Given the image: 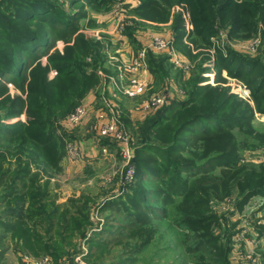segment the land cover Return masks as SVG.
Returning <instances> with one entry per match:
<instances>
[{"label": "rangeland", "instance_id": "obj_1", "mask_svg": "<svg viewBox=\"0 0 264 264\" xmlns=\"http://www.w3.org/2000/svg\"><path fill=\"white\" fill-rule=\"evenodd\" d=\"M9 1L17 3L18 0H5L2 3L1 11L6 14L9 7H14ZM47 1L56 5V13L79 17L76 21L79 26L77 33L69 41H58L53 50L62 55L71 54L72 49L77 48L78 39L84 37L90 40L93 45L85 67L96 68L99 81L73 106L76 108L95 95L96 99L91 102L86 117L78 124L67 122L68 115L75 108L66 116L73 108L66 101V111L61 108L59 110L58 106H48L47 127L55 131L59 143L51 147V157L42 156L37 162L29 161L30 176L40 184H45L51 193L50 199L61 210L71 208L72 201L85 203L90 222L85 226L84 235L72 236L65 231L70 225L61 220L62 217L55 218L56 228L49 232L51 218H47L39 220L37 229L27 234L26 228H22L20 224L13 227L6 224L10 218L6 217L5 208L16 205V202L13 201L10 206L6 204L3 194L7 188L0 186V264H23L25 256L39 259L47 255L53 257L54 264H66L78 253L85 254L86 260L93 247L88 240L91 236L104 227L118 232V223L113 219L127 221V218L117 209L119 205H116L114 211L103 207L106 201L117 199L126 191L124 184L130 183L125 182L126 174L131 164L136 169L137 147L143 140L141 128L163 106L150 113H144L139 108L148 99L164 93H168L169 103L173 98L185 100L189 95V82L195 77L201 78L198 80L200 85H210L214 89V95L205 102L206 106L210 105V100L215 104L217 92L221 91L223 97L235 95L236 101H242L246 109H249L250 119L228 130L237 149L238 159L235 165L244 167L247 171L264 167V113L257 107L252 88L246 79L234 75L231 68L220 63L223 58L236 53L249 59H258L264 65V0ZM150 2H153L152 6L144 7L145 3ZM71 16L66 18L72 21ZM204 27V32H200ZM157 35L173 42L179 63L167 58L166 75L155 76L151 70L150 58L158 60L170 56L166 51L150 50L147 53V66L154 80L147 90L135 97L120 92L111 95L108 91L110 86L116 91L112 79L119 76L121 69L126 74L130 73L127 79L133 77L135 73L128 66L132 65L152 37ZM251 45H255V48ZM41 65L48 69V80L53 82L56 70L50 67L47 56L42 58ZM104 79H107L106 88H103ZM9 93H17L28 99V95L21 93L13 84H10ZM104 93L108 100L117 105V115L125 126L127 140H120L115 135L102 136L100 133L98 115L99 108L105 106L102 99ZM29 116L31 115L26 107L20 116L3 115L0 121L11 125L19 122L25 127L31 121ZM208 124L213 125L201 122L202 126ZM151 139L155 143H163L154 135ZM211 139L209 138L210 143L213 141ZM198 140L197 145L192 144L187 148L186 157L189 156L188 150L202 152L210 147L205 144L204 138L200 137ZM20 144V141H4L0 144V150L5 147L13 149L16 145L21 146ZM72 144L77 148L75 152L79 153L77 158L72 156ZM28 147L33 148L34 144L31 143ZM126 148L131 149V159H128ZM56 150L57 163L51 164L47 159H56ZM18 157V154L10 155L9 160L12 162L5 165H11L16 170ZM22 159L26 160L25 156L22 155ZM224 168L226 165L218 166L212 172L220 174ZM31 177H27L26 183H30ZM122 196L124 200L121 201H125L126 196ZM244 197L239 186L235 185L229 194L210 199V208L219 218V225L214 228L213 233L220 237L223 244L231 234V250L228 251L230 264H264V235L258 230L264 225V193L250 196L241 206L239 203ZM27 198L21 204L24 208L30 203ZM179 201L181 197H176L175 202ZM176 213L171 214V218L153 222L152 228L156 230L154 238L149 244L141 242L145 244L143 250L132 254L134 258L131 261L128 259L130 249L125 247V243H120L110 245L108 251L101 258L95 259L93 264H201L196 260L199 259V254L186 250L187 242L183 241L184 234L194 236L195 233L181 224L182 218ZM126 231L128 230H123L125 234ZM129 240L134 246L138 243V239ZM103 250L101 248L100 251ZM132 250L135 251L134 248ZM52 253L59 255V259L55 260ZM86 262L89 263L87 260Z\"/></svg>", "mask_w": 264, "mask_h": 264}, {"label": "trees", "instance_id": "obj_2", "mask_svg": "<svg viewBox=\"0 0 264 264\" xmlns=\"http://www.w3.org/2000/svg\"><path fill=\"white\" fill-rule=\"evenodd\" d=\"M4 2L0 0V118L3 115L20 116L26 107L31 115V121L25 127L19 122L11 125L0 121V144L4 141L21 142V146L13 147L14 151L8 147L0 150V186L7 188L3 200L9 206L16 202V205L5 208V215L10 218L6 224L10 227L20 224L29 234L37 229L39 220L51 218L48 229L52 232L56 228L55 220L62 217L61 220L70 225L65 231L72 236L84 235L85 226L90 222L86 214L87 205L72 201L71 208L61 210L50 199L51 193L45 184L30 176L29 161L37 162L42 156L51 157V147L59 143L55 131L47 127L48 106H58L59 110L66 111L65 101L73 107L98 83L96 68L85 67L93 44L82 37L77 40V48H73L71 54L55 52L53 48L58 41H69L77 33L78 16L64 13L63 18L56 13V5L47 0L9 1L14 7H9L6 14L1 11ZM151 3H145L144 7L152 6ZM67 16H71L72 21ZM204 29L200 32L203 33ZM45 56L50 61V67L56 70L53 82L48 80V69L41 65ZM167 58L170 57L150 58L155 76L166 75ZM220 63L231 68L234 75L246 79L257 107L264 113V65L258 59L236 53L223 58ZM195 78L189 82V95L185 100H172L142 126L140 134L143 140L137 147L134 180L124 184L126 191L119 198L106 201L103 207L114 211L119 205L117 209L127 221L113 219L117 221L120 232L104 227L88 239L93 244L91 253L86 257L89 263L93 264L95 259L101 258L110 245L120 243H125V247L130 249L128 259L131 261L134 258L131 255L143 250L144 245L154 238L156 230L152 228L153 222L171 218L170 215L177 212L176 215L182 218L181 224L195 233L194 236L184 234L183 241L187 242L186 250L199 254L198 262L230 264L231 234L223 244L220 237L213 233L219 225V218L210 208V199L229 194L235 185L245 196L239 203L241 206L250 196L264 193V167L247 171L235 165L238 154L228 130L249 120V109L242 101H236L235 95L223 97L221 91L217 92L215 104L210 100V105L206 106L205 102L214 95V89L210 85H200L198 80L201 78ZM10 84L21 93H26L28 99L17 93L11 95ZM203 121L213 123L214 127L209 124L202 126ZM153 135L163 143H155L151 139ZM200 137L210 147L202 152L188 150L189 156L186 157L187 148L197 145ZM209 138L213 140L211 143ZM31 143L33 148L28 147ZM55 152L56 159H47L51 164L57 163L58 150ZM15 154L19 156L16 170L11 165H5L12 162L9 156ZM22 155L26 160L22 159ZM224 165L226 168L220 174H213L214 169ZM28 176L31 177L30 183H26ZM122 195L126 196L125 201H121L124 200ZM26 197L30 203L24 208L21 204ZM176 197H181L179 203L175 202ZM123 230L128 231L125 234ZM258 230L264 235V225ZM131 238L138 239L135 246L129 242ZM101 248L104 250L100 251ZM52 254L55 260L59 259V255Z\"/></svg>", "mask_w": 264, "mask_h": 264}, {"label": "built area", "instance_id": "obj_3", "mask_svg": "<svg viewBox=\"0 0 264 264\" xmlns=\"http://www.w3.org/2000/svg\"><path fill=\"white\" fill-rule=\"evenodd\" d=\"M255 48V45H251ZM257 46V45H256ZM253 48V49H254ZM150 50H159L168 52L172 61L179 63V59L177 57V53H175V48L173 42L168 40L163 36H154L152 37L151 42L148 45H145L139 53V56L133 61L131 66H128L130 70H132L135 75L130 79H127L124 76V72L121 69L119 72V76L113 78V83L116 91H113L111 95H116L118 92L125 94L129 97H135L143 94L150 85L149 79L143 74L148 71L147 66V53ZM250 51H253L250 49ZM255 50V49H254ZM142 73V74H141ZM118 90V91H117ZM168 93H164L161 95L153 96L152 98L145 101L141 106L140 110L144 111V113H150L154 111L158 107H162L169 103V99L167 97ZM95 95H92L89 98V101L84 102L77 106L67 117V122L70 124H78L80 123L87 115L91 102L95 101ZM102 99H104V107L99 108L98 115V127L102 136H110L115 135L120 140H127L126 138V130L124 124L121 122L117 115V105L108 100L107 95L104 93L102 95ZM70 149L73 153V158H77L79 153L74 144L70 145ZM128 159L132 158L131 149L126 148ZM130 160H128L129 162ZM135 177V167L133 164L128 168L125 182H131ZM85 254H76L73 259L67 261L66 264H89L84 259ZM23 264H54L53 257L47 255L43 258L35 259L29 256L24 257Z\"/></svg>", "mask_w": 264, "mask_h": 264}, {"label": "crops", "instance_id": "obj_4", "mask_svg": "<svg viewBox=\"0 0 264 264\" xmlns=\"http://www.w3.org/2000/svg\"><path fill=\"white\" fill-rule=\"evenodd\" d=\"M122 56V55H121ZM120 56V58H122ZM123 58H125L124 56H123ZM171 61V60H170ZM127 72V71H126ZM96 74H97V76H98V78H99V75H98V72H96ZM123 74H125L124 76L127 78V77H129V75H130V73L128 72L127 74L126 73H123ZM142 74V73H141ZM148 79H149V81H150V84L153 82V80H154V77H153V75H152V73H150V71H149V68H148V71L146 72V73H143ZM117 75V74H116ZM107 80V79H106ZM106 80L104 79L103 81V88H106ZM102 86L100 85V88H101ZM108 91L110 92V94H112L113 93V89H111V86L108 88ZM172 95V94H171ZM172 99V98H171ZM173 100H174V98H173Z\"/></svg>", "mask_w": 264, "mask_h": 264}]
</instances>
